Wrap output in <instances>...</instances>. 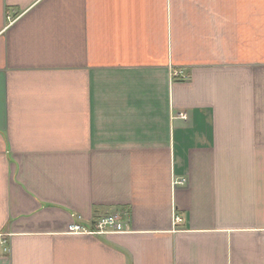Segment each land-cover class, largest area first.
Here are the masks:
<instances>
[{
	"label": "crops",
	"instance_id": "crops-1",
	"mask_svg": "<svg viewBox=\"0 0 264 264\" xmlns=\"http://www.w3.org/2000/svg\"><path fill=\"white\" fill-rule=\"evenodd\" d=\"M0 264H264V0H0Z\"/></svg>",
	"mask_w": 264,
	"mask_h": 264
},
{
	"label": "built area",
	"instance_id": "built-area-1",
	"mask_svg": "<svg viewBox=\"0 0 264 264\" xmlns=\"http://www.w3.org/2000/svg\"><path fill=\"white\" fill-rule=\"evenodd\" d=\"M173 75H176V77H185V74L183 72V70H179L175 73H173ZM181 117H185V114H180ZM187 178L184 176H177L174 178V185H183L187 183ZM81 217L78 216V219H80ZM121 219L122 217L120 216V214L117 213H112L109 215H104V216H100L96 222V228H88L86 227L84 224H82L81 222H79V220H77V222H73L70 226H69V231L70 232H75V233H109V232H116V231H121ZM176 223L182 222L183 218L180 216H176Z\"/></svg>",
	"mask_w": 264,
	"mask_h": 264
}]
</instances>
